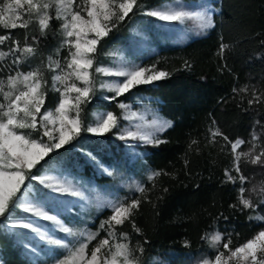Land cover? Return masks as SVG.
Returning <instances> with one entry per match:
<instances>
[{
    "label": "snow or ice",
    "instance_id": "1",
    "mask_svg": "<svg viewBox=\"0 0 264 264\" xmlns=\"http://www.w3.org/2000/svg\"><path fill=\"white\" fill-rule=\"evenodd\" d=\"M215 11L208 4L192 8L171 0L155 7L145 5L143 0H0V28L5 30L0 34V227L5 232L28 239L24 248L37 257L43 253L51 264H144L147 239L133 244L132 234L124 231L123 226L130 225L132 233L143 236L136 215L142 204L155 208L164 199L169 192L167 187L161 186L156 201L149 193L156 190L158 178L172 174L146 168L151 188L143 181L131 180L126 184L133 193L131 196L103 201L97 196L96 206L108 210L110 215L93 232L76 226L63 215L73 211L74 205L69 206L68 198L86 204L93 203L92 199L78 181L46 170L49 163L46 158L78 141L82 132L94 137L111 134L123 141L122 150H127L125 163L143 159L150 147L168 144L164 133L173 127V121L155 110L148 119L144 112L133 111L126 101L133 89L167 80L172 74L159 68V61L150 65L129 62L114 50L105 51L104 44L126 19L136 15L169 25L179 24L196 36L207 35L215 28ZM54 22H59L58 29L53 28ZM17 29L22 31L16 32ZM49 36L60 37L51 50H47ZM220 41L217 55L224 60L230 45L222 36ZM260 44L264 46V39ZM101 54L111 57L112 63L100 62ZM261 58L257 53L255 59ZM183 68L190 70V62L185 61ZM100 77L108 79H99L97 87ZM49 92L58 96L53 108L45 106ZM97 93H101V100L115 102L120 112H97L94 121L85 124L81 113ZM233 93L234 98L241 97L240 105L247 97V107L241 109L244 112L264 106V90L255 85L233 88ZM212 124L208 130L209 143L220 144L222 151L227 148L231 156L222 183L237 186L236 200L228 207L250 213V221H264V215L257 212L258 209L264 212V184L247 187L250 178L245 174L247 165L264 169V116L255 120L247 141L230 138L214 120ZM257 127L260 133L256 132ZM194 145L199 151L195 140L189 144V151ZM80 151L107 176H118L119 165H106L94 151ZM189 163L185 159V168ZM220 219L227 221L229 217L220 212L214 223ZM41 222L48 227H42ZM57 232L62 235L57 236ZM101 232L105 235L101 236ZM25 233L31 236L26 237ZM32 238L45 247L38 250L31 244ZM201 240L215 250V255L201 257L196 264H264V227L237 245L227 230L205 232ZM184 246L190 247V242L185 241ZM0 264L6 262L0 259Z\"/></svg>",
    "mask_w": 264,
    "mask_h": 264
},
{
    "label": "trees",
    "instance_id": "2",
    "mask_svg": "<svg viewBox=\"0 0 264 264\" xmlns=\"http://www.w3.org/2000/svg\"><path fill=\"white\" fill-rule=\"evenodd\" d=\"M207 1L216 10L215 28L209 30L207 35L195 36L180 44L158 42L154 52H141L136 58L138 64L144 65L159 61L158 67L172 74L167 80L133 89L127 94L126 101H147L160 116L173 121V127L164 133L168 144L159 148L150 147L143 159L125 163L124 152L127 150H122L123 141L111 134L94 137L82 132L78 141H73L46 158L49 161L46 170L58 167L100 188L117 191L121 196H131L133 193L120 186L116 177L107 176L95 168L80 149L94 151L109 166L119 165L117 170L120 173L126 177L132 173L148 188H151V184L146 179V168L163 169L172 174L158 178L156 190L149 193L150 198L156 201L161 186L167 187L169 192L164 199L157 202L155 208L152 204H142L136 215V224L143 236L132 233L130 225L123 226L124 231L132 234L133 244L137 240L143 242L147 239L144 264H196L201 257L215 255V250L201 240L205 232L227 230L232 235L233 244L237 245L264 227V221H250V213H241L228 207L237 196L236 185L222 183L224 169L230 167L231 156L227 148L222 151L220 144L212 145L208 141V130L213 126V120L230 138L238 137L247 141L251 138L255 120L264 116V106H254V110L249 112L242 111V108L247 107V97L240 105L241 97L234 98L233 93V88L245 85H255L264 90V46L260 44V40L264 39V0ZM163 2L165 0H143L145 5L153 7ZM142 20L150 24L156 19L140 15L131 20L126 19L104 44L105 51L128 47L131 44L130 27ZM58 27L59 22H54L53 28ZM4 31L0 28V34ZM221 36L230 45L224 60L217 55ZM59 39V36H49L47 50L55 48ZM257 53L262 56L259 60L255 59ZM98 59L105 63L108 56L101 54ZM185 61L190 62V70L183 68ZM224 64H227V68H223ZM24 70H27L26 66ZM99 95L97 93L81 113L85 124L92 122L94 111L120 112L115 102L103 101ZM57 99L56 93L49 92L45 106L53 108ZM255 130L261 132L259 127ZM193 140L198 142L199 151H196V145L189 151L188 146ZM57 155L59 159H55ZM185 159L190 161L187 168ZM255 168L252 165L245 166V174L250 177ZM106 212L98 216L102 217ZM220 212L229 219L214 223ZM257 212L264 215L259 209ZM89 226L98 229L95 220ZM100 235L105 233L101 232ZM185 241L190 242V247L184 246ZM0 259L6 264H33L23 257L20 246L2 227Z\"/></svg>",
    "mask_w": 264,
    "mask_h": 264
},
{
    "label": "rangeland",
    "instance_id": "3",
    "mask_svg": "<svg viewBox=\"0 0 264 264\" xmlns=\"http://www.w3.org/2000/svg\"><path fill=\"white\" fill-rule=\"evenodd\" d=\"M171 2L172 3H177V2L183 3L192 8H196L200 4H208L211 6V4L207 0H193L190 2H182L180 0H173ZM144 21L145 20H142L138 23H134L130 27V43L131 44L128 47H122V48L115 50L116 52L120 54V56H122L125 60L129 62H134L138 64V60L136 59L137 56L141 52H144L146 54L154 52L156 50V45L158 42H169L172 44H180L196 36L193 33L187 32L185 27L179 24L169 25L157 19L151 22L150 24H147ZM117 62H119V57L117 58ZM110 63H112V58L108 56V60L104 64H110ZM99 79H108V78H104V77L98 78L97 87H99ZM107 95H109V93H107ZM130 104L132 105L133 111L144 112L147 118L151 119V112L153 111V109L151 108V106L149 105L147 101L143 100V101H137L135 103L130 102ZM97 112H105V111H94L92 122L94 121L95 113ZM123 123L126 124L127 121H123ZM244 150H247V146L246 148H244ZM86 159L95 168H97L96 165L92 163L87 157ZM255 169H256L255 172L252 173L251 176L249 177L250 183L247 185V187L249 188L252 187V185L259 186L261 184H264V169H260L257 166ZM50 170H52L54 174H65L69 178H72L78 181L81 184V186L86 190L87 194L89 195L90 199H92L93 203L86 204L83 201L78 200L77 198H68L71 201V204L69 206L71 207L72 205H74L73 211L72 213L65 212L63 213V215L68 220L72 221L76 226L81 227V228L87 227L91 231L95 232L97 229L91 228L89 224L95 220L96 225L99 228L100 222L106 219L108 215H110V212L108 210H102L101 208H98L96 206L95 198L99 196L101 197V200L103 201L107 199H112L116 196H121V194L118 193L117 191L100 188L94 183L88 181L87 179H82L81 177L72 175L68 171L62 170L58 167L52 168ZM98 170L101 171L100 169ZM118 173L119 174L116 177V179L118 180V184L122 187H126V184L130 182L131 180L139 181L138 177H136L132 173H130L128 177L124 176L119 171ZM102 212H106L104 216L102 217L98 216ZM17 214L21 215L22 213L18 212ZM41 224H42V227L44 228L48 227L47 223L41 222ZM56 235L61 236L62 234L57 232ZM12 236L15 242L20 246V250H21L23 257H25L28 261H31L33 264H39V262H46V264H51V260H49V258L45 256L43 253H41V255L37 257L36 255L31 253L29 250L24 248L23 245L29 242L28 239L16 237L14 235ZM25 236L30 237L31 234L25 233ZM31 244L35 246L38 250L42 247H45L38 239H35V238L31 239ZM93 244H95V241H93ZM91 246L92 245H90V247ZM45 250L47 251V248H45Z\"/></svg>",
    "mask_w": 264,
    "mask_h": 264
}]
</instances>
